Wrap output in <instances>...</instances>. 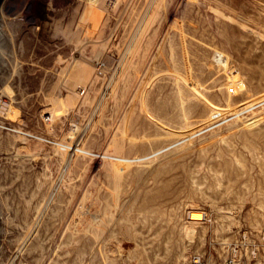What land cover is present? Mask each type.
<instances>
[{"label": "rangeland", "instance_id": "1", "mask_svg": "<svg viewBox=\"0 0 264 264\" xmlns=\"http://www.w3.org/2000/svg\"><path fill=\"white\" fill-rule=\"evenodd\" d=\"M43 2L0 39V264H264V0Z\"/></svg>", "mask_w": 264, "mask_h": 264}, {"label": "bare ground", "instance_id": "2", "mask_svg": "<svg viewBox=\"0 0 264 264\" xmlns=\"http://www.w3.org/2000/svg\"><path fill=\"white\" fill-rule=\"evenodd\" d=\"M100 2V1H99ZM102 2H103V0H102ZM101 2V3H102ZM118 2H120V1H118ZM129 1H127L126 2V4L128 3ZM163 2V1H162ZM124 3V2H123ZM130 3V2H129ZM160 3V2H159ZM119 4V3H118ZM128 5V4H127ZM159 5V4H158ZM130 6V5H129ZM128 7V6H127ZM102 8V7H101ZM112 9V8H111ZM129 9V8H128ZM103 10H104V8H103ZM213 10V9H212ZM217 9H215V10H213V12L214 11H216ZM121 11V10H120ZM218 11V10H217ZM125 12V11H124ZM123 12V13H124ZM220 12V11H219ZM226 12V11H225ZM229 12V11H228ZM227 12V13H228ZM231 12H233V11H231ZM215 13V12H214ZM217 13V12H216ZM218 15H219V13H217ZM221 15H223V14H221ZM240 15V14H239ZM144 16V15H143ZM174 17V16H173ZM187 17V16H186ZM223 17V16H222ZM225 17H227V16H225ZM224 17V18H225ZM142 21V20H141ZM236 21V20H235ZM234 21V22H235ZM246 21V20H245ZM136 22V21H135ZM168 22V21H167ZM197 22V21H196ZM171 23V22H170ZM200 23V22H199ZM250 23V22H249ZM212 24V23H211ZM239 24V23H238ZM242 25V24H241ZM240 25V26H241ZM244 26V25H243ZM248 26V24L246 25V27H244V30H246L247 28H249V26ZM167 27H168V25H167ZM170 27L172 28V26L170 25ZM242 27V26H241ZM150 28V27H149ZM191 28V27H190ZM246 28V29H245ZM252 28V27H251ZM250 28V30H252ZM168 29V28H167ZM167 29H165V30H167ZM173 30V29H172ZM30 31V30H29ZM169 31H170V29H169ZM247 31H249V29L247 30ZM165 32H167V31H165ZM249 32H251V31H249ZM147 34V33H146ZM166 34V33H165ZM170 34V33H169ZM176 34V33H175ZM6 35H9L10 37H12V39L14 38L13 37V33L11 32V29H9V26L7 25V24H5V27H3V28H1V30H0V39H3ZM25 35H27L28 37H26V36H23L24 38H30L31 36H30V33L28 32V33H25ZM179 35V34H178ZM168 36V35H167ZM206 36V35H205ZM175 37V36H174ZM178 37V36H177ZM164 38V37H163ZM173 38V37H172ZM197 38L199 39V37L197 36ZM185 39V38H184ZM215 39V38H214ZM224 39V38H223ZM30 40V39H29ZM104 40V39H103ZM106 40V39H105ZM162 41H163V39H162ZM169 41V40H168ZM14 42V41H13ZM137 42V41H136ZM197 42H199V41H197ZM213 42V41H212ZM225 42V41H224ZM15 43V42H14ZM169 43H171V42H169ZM168 43V44H169ZM217 43H219L218 41H217ZM146 44V43H145ZM156 44V43H155ZM81 45V44H80ZM86 45V44H85ZM177 45H178V43H177ZM181 45V44H180ZM219 45V44H218ZM135 46V45H134ZM175 46H176V44L174 45V48H175ZM154 48V47H153ZM170 48L171 47H169V50H170ZM179 48V47H178ZM219 48V47H218ZM148 49V48H147ZM103 50V49H102ZM172 50V49H171ZM153 51V50H152ZM176 51V50H175ZM186 51V50H185ZM81 52V51H80ZM178 52V51H177ZM143 53V52H142ZM183 53V52H182ZM171 54V53H170ZM169 54V55H170ZM185 54V53H184ZM188 54V53H187ZM171 57L173 56V54H171L170 55ZM185 56V55H184ZM204 56V55H203ZM151 57V56H150ZM150 59V58H149ZM132 60V59H131ZM181 61V60H180ZM151 62V61H150ZM149 62V63H150ZM210 62V61H209ZM86 63V62H85ZM148 63V64H149ZM161 63V62H160ZM173 65V64H172ZM150 66H151V64H150ZM234 66V65H233ZM236 66V65H235ZM84 67V66H83ZM146 68H147V66H146ZM143 69H144V67H143ZM161 70H162V68H160ZM93 70V69H92ZM141 70V69H140ZM159 70V69H158ZM175 70V69H174ZM136 71V70H135ZM138 71V70H137ZM163 71V70H162ZM167 71V70H166ZM230 71V70H229ZM87 72V71H86ZM93 72V71H92ZM95 72V71H94ZM145 72V71H144ZM157 71H155V73H156ZM164 72V71H163ZM168 72V71H167ZM171 72V71H170ZM226 72H227V70H226ZM85 73V72H84ZM146 73H147V69H146ZM173 73V72H172ZM175 73V72H174ZM177 73H180V72H177ZM182 74H184V73H182ZM139 75V74H138ZM167 75V74H166ZM174 75V74H173ZM172 75V76H173ZM185 75V74H184ZM183 75V76H184ZM83 76V75H82ZM87 76H89V75H87ZM175 76V75H174ZM177 76V75H176ZM181 76V75H180ZM228 76V75H227ZM230 76V75H229ZM237 76V75H236ZM142 77H143V75H142ZM141 77V78H142ZM172 78H174V77H172ZM184 78V77H183ZM217 78V77H216ZM220 78V77H219ZM83 79H85V78H83ZM130 79V78H129ZM158 79V78H157ZM164 79V78H163ZM225 79V78H224ZM223 79V80H224ZM240 79V78H239ZM167 79H165V81H166ZM176 80V79H175ZM177 80H179V77H178V79ZM191 80V79H190ZM211 80H214L213 79V77H212V79ZM219 80V79H218ZM234 80H236V79H234ZM84 81H86V80H84ZM179 81H181V80H179ZM183 81H185V79L183 80ZM183 81H181V82H183ZM238 81V80H237ZM240 81V80H239ZM133 82V81H132ZM146 82V81H145ZM172 82V81H171ZM178 82V81H177ZM187 82V81H186ZM192 82V81H191ZM240 82H242V81H240ZM240 82L238 83V84H240ZM174 83V82H173ZM184 84H185V82H183ZM221 83V82H220ZM223 83V82H222ZM242 84H243V82H242ZM186 85V84H185ZM191 85V84H190ZM244 85H245V83H244ZM113 86V85H112ZM115 86H117V85H114V87ZM125 86V85H124ZM131 86V85H130ZM193 86V85H192ZM203 86V85H202ZM223 86H225V85H223ZM114 87H113V89H114ZM138 87V86H137ZM146 87V86H145ZM176 87H178V86H176ZM243 87V86H242ZM201 88V87H200ZM256 88V87H255ZM133 89V88H132ZM140 89H142V88H140ZM227 89V88H226ZM115 90V89H114ZM136 90V89H135ZM198 90V89H197ZM246 90H248L247 89V87H246ZM141 91V90H140ZM144 91V90H143ZM180 91H181V88H180ZM179 91V92H180ZM194 91H195V89H194ZM227 91V90H226ZM126 92V91H125ZM137 92V91H136ZM142 92V91H141ZM188 92V91H187ZM193 92V91H192ZM217 92V91H216ZM86 93V92H85ZM123 93V92H122ZM225 93V92H224ZM263 93H264V91H263ZM262 93V95H257V97H253V98H255V99H252V100H246L247 102V104L245 105V106H248V105H250V104H252L254 101H256V100H259V99H264V94ZM115 94H116V92H115ZM136 94V93H135ZM226 94V93H225ZM261 94V93H260ZM134 95V94H133ZM141 95V94H140ZM186 95H187V93H186ZM200 95L202 96L203 94H201V91L200 92H198L197 93V91H196V93L194 92L193 93V95H191V96H193V98L194 99H196V100H199V99H202V97H200ZM205 95V94H204ZM225 96V95H224ZM232 96V95H231ZM255 96V95H254ZM114 97V96H113ZM141 97V96H140ZM159 97V96H158ZM204 97V96H203ZM130 98H132V97H130ZM180 98V97H179ZM189 98V97H188ZM223 98V97H222ZM227 98V97H226ZM230 98V97H229ZM252 98V97H251ZM250 98V99H251ZM122 99V98H121ZM120 99V100H121ZM207 99V98H206ZM205 99V100H206ZM247 99V98H246ZM133 100V99H132ZM139 100H142V99H140L139 98ZM180 100H182L183 101V99H180ZM190 100V99H189ZM188 100V101H189ZM224 100V99H223ZM129 101H130V99H129ZM181 101V102H182ZM185 101V100H184ZM207 101V100H206ZM209 101V100H208ZM262 101V100H261ZM133 102V101H132ZM257 102V101H256ZM263 102V101H262ZM209 103H210V105H212L211 104V102L209 101ZM226 103V102H225ZM227 103H229V101L227 102ZM255 103V102H254ZM261 103V102H260ZM222 104V103H221ZM257 104H259V103H257ZM181 105H183V102H182V104ZM215 105V104H214ZM145 106H146V104H145ZM230 106V105H229ZM231 106H233V105H231ZM236 106V105H235ZM255 106V105H254ZM253 106V107H254ZM125 107V106H124ZM182 107V106H181ZM207 107V106H206ZM209 107V106H208ZM221 107V106H220ZM251 107V106H250ZM183 108V107H182ZM189 108H191L192 109V106L191 107H189ZM184 109L186 110V104H185V106H184ZM183 109V110H184ZM190 109V110H191ZM209 109V111H212L213 112V115H215V114H221V111H222V108L220 109L219 107H216V106H212V107H209L208 108ZM237 108L235 107L234 108V110L237 112V110H236ZM249 109H251V108H249ZM147 110V109H146ZM183 110H182V112H183ZM184 110V111H185ZM193 110V109H192ZM261 110V109H260ZM240 111V110H239ZM251 111V110H250ZM191 112H193V111H191ZM223 112V111H222ZM252 112V111H251ZM123 113H124V111H123ZM122 113V114H123ZM188 113V112H187ZM239 113V112H238ZM238 113H236V114H238ZM121 114V115H122ZM151 114V113H150ZM150 114H149V112H147V115L149 116V118H150ZM182 114H184V112L182 113ZM202 114H204V115H207V110L206 109H204L203 110V112H202ZM223 114V113H222ZM253 114V113H252ZM120 115V116H121ZM125 115V114H124ZM235 116V115H234ZM238 116V115H237ZM245 116V115H244ZM124 117V116H123ZM215 117H216V115H215ZM239 117V116H238ZM118 118H119V116H118ZM148 118V119H149ZM152 118V121H153V118L154 117H151ZM203 118L204 117H202V120L201 121H205V120H203ZM229 118V117H228ZM246 118H248V117H246ZM128 119V118H127ZM155 119V118H154ZM194 119V118H193ZM208 119V118H207ZM211 119V118H210ZM209 119V120H210ZM241 119V118H240ZM151 120V119H150ZM184 120H185V116H184ZM242 120V119H241ZM248 120V119H247ZM250 120V121H249ZM248 120V122H254V121H258V123H255V124H253V125H249L248 127H247V129H248V131L249 132H251L252 133V135L254 134H257L258 136H264V126H260V124H259V122H261L262 120H264V116H262L261 114H253V116H252V118L251 119H249ZM123 121H124V119H123ZM158 121V120H157ZM157 121H155V122H157ZM201 121H198V123L199 122H201ZM244 121H245V119H244ZM160 122V121H159ZM159 122H157V123H159ZM195 122H196V118H195ZM216 121H213V122H207V123H201L200 125L196 122V124L198 125L197 127H199L200 129L198 130V131H196V132H198L199 133V131L201 130L202 131V129H204V127H205V125H209V127H210V125L211 124H213V123H215ZM222 122V121H221ZM236 122V121H235ZM124 123V122H123ZM125 123H126V121H125ZM163 122H161V124H162ZM220 123V122H219ZM131 124V123H130ZM129 124V125H130ZM133 124V123H132ZM164 124V123H163ZM162 124V125H163ZM184 124V123H183ZM195 124V125H196ZM217 124V123H216ZM258 124V125H257ZM124 125V124H123ZM127 125V124H126ZM148 125V124H147ZM161 125V126H162ZM176 125V124H175ZM186 125H187V123H186ZM190 125V124H189ZM194 125V124H193ZM194 125V126H195ZM230 125V124H229ZM233 125H235V123L234 124H231V127L229 128V129H232L234 126ZM117 126V125H116ZM157 126H159L158 124H157ZM164 126V125H163ZM167 127H169L168 125H166ZM188 126V125H187ZM166 127V128H167ZM175 127V126H174ZM186 127V126H185ZM193 127V126H192ZM208 127V128H209ZM114 128V127H113ZM116 128L117 127H115V131H116ZM135 128V127H134ZM161 128V127H160ZM163 128V127H162ZM162 128H161V130H162ZM188 128H190L189 126H188ZM124 129H125V127H124ZM123 129V130H124ZM127 129V128H126ZM174 130H175V128H173ZM207 129V128H206ZM135 130V129H134ZM155 130V129H154ZM177 130V129H176ZM214 130V129H213ZM224 130V129H223ZM222 130V131H223ZM113 131H114V129H113ZM114 131V132H115ZM146 131V130H145ZM200 131V132H201ZM221 131V130H220ZM112 132V131H111ZM196 132L194 133H191L189 130H187V133L185 134V138H187V139H192V137L196 134ZM116 133V132H115ZM115 133H113V135L115 134ZM111 135H112V133H111ZM118 135V134H117ZM108 136H110V134L108 135ZM115 136H116V134H115ZM112 137V142L115 144V146H114V148H117L118 150L119 149H121V150H123L121 147L122 146H120V145H124V142H123V144H119L118 142H119V140L116 138V137ZM121 136V135H120ZM129 136V135H128ZM210 136V135H209ZM212 136V135H211ZM118 137V136H117ZM124 137V136H123ZM133 137V136H132ZM129 138V137H128ZM130 138H131V136H130ZM193 138H196V137H193ZM223 138V137H222ZM254 138H256V137H254ZM119 139H122L123 140V138L122 137H120ZM188 140V141H189ZM224 140V139H223ZM222 140V141H223ZM226 140V139H225ZM106 141V140H105ZM110 141V140H109ZM121 141V140H120ZM128 141V140H127ZM132 141V140H131ZM181 141V140H180ZM221 141V140H220ZM107 142V141H106ZM179 142V141H178ZM177 142V143H178ZM190 142V141H189ZM110 143V142H109ZM176 143V142H175ZM206 143H208V142H206ZM112 144V143H111ZM111 144H108L109 146L111 145ZM174 144V143H173ZM227 144V143H226ZM76 145H77V141L76 142H74L73 143V148L71 149V152L69 153L71 156L72 155H74L75 153H76ZM107 145V146H108ZM171 146H173L172 144H170ZM175 145V144H174ZM112 146V145H111ZM111 146H110V148H111ZM183 146V145H182ZM181 146V147H182ZM190 146V145H189ZM200 146V145H199ZM76 147V148H75ZM124 147V146H123ZM170 147V146H169ZM107 148V147H106ZM109 148V149H110ZM184 149L186 148V147H183ZM189 148V147H188ZM199 148H201V147H199ZM112 149H113V146H112ZM116 149V150H117ZM129 149H131V148H129ZM118 150L117 151H115V150H112V151H115V152H117L118 153ZM120 150V151H121ZM108 151V150H107ZM107 151H106V153H107ZM110 151V150H109ZM119 151V152H120ZM130 151V150H129ZM174 151H176V153H177V150H173V152ZM209 151V150H208ZM219 151H220V149H219ZM115 152H113V153H115ZM170 152V151H169ZM112 152H109V155L111 154ZM256 153H258V152H256ZM103 154H105V153H103ZM108 154V153H107ZM116 154V153H115ZM124 154V153H123ZM165 154V153H164ZM163 154V155H164ZM231 154H233V153H231ZM86 155V154H85ZM116 155H120L119 153L118 154H116ZM154 155H156V154H154ZM166 155V154H165ZM173 155V154H172ZM171 155V156H172ZM198 155V154H197ZM103 156V155H102ZM106 156V155H105ZM111 156V155H110ZM114 156V155H113ZM112 156V157H113ZM168 156V154L166 155V157ZM176 156V155H175ZM107 157V156H106ZM112 157H109V158H112ZM115 157V156H114ZM146 157V156H145ZM165 156H164V159L166 158ZM180 157H182V156H180ZM102 158H104V157H102ZM135 158V157H134ZM155 158V157H154ZM172 158V157H171ZM98 159V158H97ZM99 159H101V158H99ZM150 159V158H149ZM159 159V158H158ZM161 159H163V158H161ZM182 159V158H181ZM218 159V158H217ZM107 160V159H106ZM105 160V162H107ZM111 160V159H110ZM160 160V159H159ZM168 159L166 158V161H167ZM112 161L114 162V158H112ZM140 161V159H130V158H126V157H117V158H115V163L113 164V165H111V166H113L112 168H114V169H116L117 168V163L118 162H120V163H126V162H139ZM157 161V159H153L151 162H150V166L152 167V165L153 164H155V162ZM168 161H171L170 160V158H169V160ZM167 161V162H168ZM97 162V161H96ZM104 162V163H105ZM111 162V161H110ZM154 162V163H153ZM161 162V161H160ZM186 162V161H185ZM249 162V161H248ZM163 163V162H162ZM169 163V162H168ZM237 163H238V161H237ZM107 164V163H106ZM177 164V163H176ZM101 165V164H100ZM163 165V164H162ZM178 165V164H177ZM211 165V164H210ZM109 166V165H108ZM111 166L108 168V169H110L111 168ZM159 166V165H158ZM164 166V165H163ZM226 166H228V162H225V167ZM100 167H102V166H100ZM171 167V166H170ZM177 167V166H176ZM158 168V167H157ZM257 168V167H256ZM105 169V168H104ZM163 169V168H162ZM168 169V168H167ZM173 169V168H172ZM100 170V169H99ZM170 171H172V170H170ZM115 172H117V177L119 176L118 174H119V172H118V170H115ZM168 172V171H167ZM221 172V171H220ZM157 173H159V172H156L155 174H157ZM153 174V173H152ZM165 174V173H164ZM155 177V176H154ZM256 181V180H255ZM158 183H161V182H158ZM116 207V206H115ZM194 209V208H193ZM188 211V210H187ZM203 214H205V213H201L200 211H193V210H191L190 212H189V217H188V219L190 220V223L193 225V224H196L198 221H200V220H202L203 219ZM205 219V218H204ZM186 228H188V227H186ZM188 231V230H187ZM187 231H185V232H187ZM191 232L193 231L192 229L190 230ZM188 233V232H187ZM194 233V232H193ZM192 233V234H193ZM190 234V233H189ZM192 234H191V237H192ZM29 235H30V233H29ZM187 235V234H186ZM194 235V234H193ZM103 236V235H102ZM29 237V236H28ZM188 237H190V235H188ZM30 238V237H29ZM193 238V237H192ZM99 239V238H98ZM101 239V238H100ZM97 246V245H96ZM95 246V247H96ZM106 247V246H105ZM103 250H104V248H103ZM105 251V250H104ZM179 259V258H178ZM185 259V258H184Z\"/></svg>", "mask_w": 264, "mask_h": 264}, {"label": "built area", "instance_id": "3", "mask_svg": "<svg viewBox=\"0 0 264 264\" xmlns=\"http://www.w3.org/2000/svg\"><path fill=\"white\" fill-rule=\"evenodd\" d=\"M37 0H0V30L5 24L12 23L24 30L31 26L30 24V8ZM44 3L43 0H40ZM23 30V31H24ZM9 36V35H8ZM10 37V36H9ZM204 215V214H203ZM238 248L237 244L235 248ZM189 264H207L202 256L192 255Z\"/></svg>", "mask_w": 264, "mask_h": 264}]
</instances>
